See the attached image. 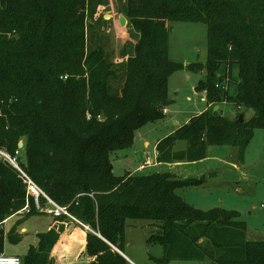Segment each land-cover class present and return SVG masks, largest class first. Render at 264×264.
<instances>
[{"label": "trees", "instance_id": "1", "mask_svg": "<svg viewBox=\"0 0 264 264\" xmlns=\"http://www.w3.org/2000/svg\"><path fill=\"white\" fill-rule=\"evenodd\" d=\"M99 1L0 0V147L13 153L24 139L19 167L91 230L84 248L92 257L88 264H128L120 253L127 219L148 220L156 229L146 242L162 247V255L152 257L157 264H264V239H249L236 211L203 210L176 192L204 183V175H117L111 160V153L132 146L137 129L164 117L162 109L171 103L168 77L186 68L206 70L195 89L205 91L209 106L157 142L156 160L198 161L209 146L228 145L242 161L254 129H264V0H119L129 35L119 63L109 58L101 36L92 37L104 22L94 18ZM171 21L206 24L204 62L169 57ZM223 82L226 88L216 86ZM222 101L252 114L241 122L243 112L228 118L220 107L214 110ZM176 140L185 148L174 149ZM0 159L1 253L5 240L20 241L17 226L41 212L18 173ZM26 201L27 212L5 232L1 223ZM60 231L62 225L38 232L21 264H52Z\"/></svg>", "mask_w": 264, "mask_h": 264}, {"label": "rangeland", "instance_id": "2", "mask_svg": "<svg viewBox=\"0 0 264 264\" xmlns=\"http://www.w3.org/2000/svg\"><path fill=\"white\" fill-rule=\"evenodd\" d=\"M120 4L119 0H100L97 3L94 18L99 17L104 22L99 25V31L94 33L93 30L92 32V37L98 38L101 36L105 52L114 63L121 61V49L129 38L127 26H121L118 22L119 15H122L118 10ZM92 21L94 19H88L87 22ZM169 26V57L183 63L204 62L207 47L206 24L203 22L171 21ZM223 69L224 66H221L216 76L220 75ZM236 70V68L233 69V76H235ZM203 75L204 70L193 71L186 68L176 70L170 74L168 77V93L172 96L175 95L174 90L180 89L179 96L174 98L175 106L184 110L189 108L191 102L187 101L185 96L189 92V88ZM112 83L116 86L119 81L114 80ZM229 90L233 92L234 86H231ZM219 106L220 112L228 118H234L239 112H243L245 119H248L252 114V110L238 109L231 102L222 101ZM160 129L163 130L165 127L161 126ZM161 130H155L153 133L160 134ZM23 141V138L18 140L17 146L21 147L18 154L2 147H0V150L11 158L15 155L21 156L24 148ZM20 142L22 145H19ZM185 146L186 143L183 140H176L174 149L180 150ZM129 151L130 148L111 153L115 174L122 173L120 168L127 162V155L124 154ZM203 159L199 163L187 166V170L190 173L188 175L191 177L204 171L202 175L206 177V181L200 185L178 188L176 192L186 202L203 210L222 207L236 211L238 218L246 223L247 237L249 239H264V129H254L242 161L238 159L236 148L228 145L209 146L207 155ZM6 162L17 172V169L9 160H6ZM174 162L186 161L178 160ZM235 163H238L239 168L235 167ZM165 168V166H149L146 167L144 172L166 170ZM42 206L44 207V205ZM17 212L12 216L10 215L11 217L9 216V220L5 223L8 228L21 218L22 213L27 211H21L18 214ZM38 220L39 218L33 215L17 226V228L26 226L27 232L21 235L20 242L16 244L5 240V254L17 255L22 259L27 247L36 241V238L32 237L34 236L32 224L33 221L38 223ZM149 222L148 220L137 219H127L126 221L124 253L136 264H157L152 257H159L163 253L160 244H148L146 242V238L151 233L156 232V229L151 227L152 224ZM128 264L132 263L129 261ZM167 264L216 263L207 259L202 261L171 259Z\"/></svg>", "mask_w": 264, "mask_h": 264}, {"label": "crops", "instance_id": "3", "mask_svg": "<svg viewBox=\"0 0 264 264\" xmlns=\"http://www.w3.org/2000/svg\"><path fill=\"white\" fill-rule=\"evenodd\" d=\"M197 81H195L194 85L189 88V92L185 96L186 100L191 102L189 108L184 110L174 105V98L179 96L178 92L180 91V89L174 90L175 95L171 96L170 93H168L171 103L166 106L164 117L162 119L156 120L158 122H149L136 130L132 146L130 147V151L124 154L127 155V162L120 168V170L122 169L120 172H122L123 174L126 172H144L146 167L149 166H165L166 170L175 173L176 175H180L181 177H190L188 175L190 173H188L187 166L199 163L204 159L191 162H158L156 160V144L161 138L170 134L174 131V129L187 122L191 116L199 114L209 106L205 102V94L195 89ZM231 86L232 85L229 86V89ZM218 107L220 106L218 105ZM161 126L165 127V129L161 130ZM155 130H161V133L154 134L153 132ZM146 158L148 159L149 163L144 167V169L139 170L138 168ZM235 167L239 168L238 163H235ZM203 172L199 174L202 175ZM122 173L119 175H122ZM199 174L194 176H200ZM46 207L47 206L44 205V207L41 206L40 209L37 208L41 212V214L36 215L39 218L38 223L36 221H33L32 224L34 228V236L32 237L36 238V241L32 244H36V234L38 232L45 231L54 226L56 228L57 225H62V231H60L59 237L50 251V259L52 261V264H88L89 261L92 260V257L85 254L84 248L86 244L87 232L91 231L89 227L70 215H65L64 218L56 219V215H52L46 211ZM10 217H7L1 223V226L5 232H7V230L9 229L5 223L9 220ZM17 230L21 236L24 232H27V227L21 226L17 228ZM5 250L6 248L4 243V253ZM120 253L126 258L128 262L130 261L132 264H136L125 253Z\"/></svg>", "mask_w": 264, "mask_h": 264}, {"label": "built area", "instance_id": "4", "mask_svg": "<svg viewBox=\"0 0 264 264\" xmlns=\"http://www.w3.org/2000/svg\"><path fill=\"white\" fill-rule=\"evenodd\" d=\"M216 86H219L221 88H226V83L223 82L220 85L216 84ZM205 94V91H201ZM163 113L166 112V107H164L162 109ZM19 145H22V143L20 142ZM21 150L20 146H17V148L15 149V153L18 154ZM0 156L3 157V159L5 160H9L10 163L17 169V173L18 176L20 177L23 185L25 186V191H26V195L30 198L33 199V202L36 206V208L41 207L40 205V197H43L45 199V205L46 207V211L52 215H61V214H65V215H69L66 211V209L55 203L52 199H50L49 196H47L43 190L35 183V181L26 173L24 172L18 165V161H17V156L15 155L13 158L7 156L5 154V152L0 150ZM149 163L148 159L146 158L144 160V162L140 165V167L138 168L139 170L144 169V167ZM28 203L26 202L25 206L19 210L18 212L21 211H27L28 209ZM17 212V213H18ZM0 264H21V259L19 256L17 255H8L5 253H0Z\"/></svg>", "mask_w": 264, "mask_h": 264}, {"label": "water", "instance_id": "5", "mask_svg": "<svg viewBox=\"0 0 264 264\" xmlns=\"http://www.w3.org/2000/svg\"><path fill=\"white\" fill-rule=\"evenodd\" d=\"M118 22H119V25L124 26V25H126V18L123 15H119ZM204 73H206V70H204ZM217 108H218V105H215L214 110H216ZM103 117H104V115L101 113L100 118L102 119ZM238 121L239 122L243 121V114L242 113L239 114Z\"/></svg>", "mask_w": 264, "mask_h": 264}]
</instances>
